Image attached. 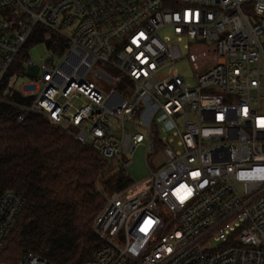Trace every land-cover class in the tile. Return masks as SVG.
Listing matches in <instances>:
<instances>
[{
    "label": "built area",
    "instance_id": "2783aa9c",
    "mask_svg": "<svg viewBox=\"0 0 264 264\" xmlns=\"http://www.w3.org/2000/svg\"><path fill=\"white\" fill-rule=\"evenodd\" d=\"M37 30L52 52L42 65L19 60ZM184 41L193 59L213 52L194 84L176 67ZM0 91L18 123L38 113L133 180L107 197L104 244L83 264H132L135 239L133 264H264V0H0ZM159 114L172 137H159ZM140 143L163 161L137 182ZM24 206L0 197V252ZM0 264L56 263L29 251Z\"/></svg>",
    "mask_w": 264,
    "mask_h": 264
},
{
    "label": "trees",
    "instance_id": "16d2710c",
    "mask_svg": "<svg viewBox=\"0 0 264 264\" xmlns=\"http://www.w3.org/2000/svg\"><path fill=\"white\" fill-rule=\"evenodd\" d=\"M40 39L37 30L32 40ZM19 58H27L24 50ZM3 98L21 101L17 93ZM20 112L0 101V197L13 191L25 198L0 259L15 263L31 251L56 264H83L104 244L95 219L107 197L133 180L38 113L18 123Z\"/></svg>",
    "mask_w": 264,
    "mask_h": 264
},
{
    "label": "rangeland",
    "instance_id": "374dc122",
    "mask_svg": "<svg viewBox=\"0 0 264 264\" xmlns=\"http://www.w3.org/2000/svg\"><path fill=\"white\" fill-rule=\"evenodd\" d=\"M169 32L170 31L168 29L161 31L160 36L166 35ZM185 44H188V41H184V43H182L183 57L177 60L176 67L179 70L180 76L187 83L194 84L195 83V76L203 73L205 70H207L213 64V59H211L213 52L208 50L207 52L202 54V58H200V59L194 58L193 59L190 57V50L187 49V47H185ZM202 47L206 48V45L204 44ZM24 53H25L27 58H30L31 60L36 62L38 65L44 64V60H42V58L46 59L48 56L52 55V52H51L49 46L45 42L33 41L32 38L26 44V46L24 48ZM61 64H62V59H60L58 56L55 58L54 63L53 64L48 63V66H50V67H52V66L57 67L58 66L59 67V66H61ZM100 66H102L107 71H110V68L107 65L101 64ZM96 67L97 66H95V68ZM88 78L96 81L99 84V86H101V88L106 93H109L113 88V86L111 84L105 82L104 80L97 79L92 72L89 73ZM31 82H32L31 77H29L28 75H24V76L18 75L16 85H17V87H20L23 84H29ZM118 90L120 92L124 93V89L121 85L118 87ZM124 95L127 96L126 93H124ZM165 118L166 117L164 114H159L157 117L158 135H159V137L160 136H166L167 138H170L173 136V131L176 128L171 123H165L164 122ZM158 150H159L158 154H156L154 156H150L149 163H148V157H147V153H146L145 143H140L137 146L136 150L128 156V158L132 160V164L129 167V172L135 181L139 182V181L143 180L144 178H146L149 174L150 167L157 168L158 164L161 161H163V156L160 153L161 152L160 146H158ZM146 200L147 199H145V201ZM105 204H106V202H105ZM157 209L159 210L158 212L160 214L163 213V209H162L161 204H158ZM153 220H154V222L155 221L157 222V220H155V219H153ZM154 222H152L151 224L153 225L152 226L153 229H156L157 228L156 225L158 223L156 224ZM141 245L142 244L138 240H136V239L133 240L132 246H131V249L129 252V256L131 257V263L132 264L135 260L134 258L137 256L136 250Z\"/></svg>",
    "mask_w": 264,
    "mask_h": 264
},
{
    "label": "snow or ice",
    "instance_id": "6c2138e0",
    "mask_svg": "<svg viewBox=\"0 0 264 264\" xmlns=\"http://www.w3.org/2000/svg\"><path fill=\"white\" fill-rule=\"evenodd\" d=\"M262 126H264V122H261ZM198 175V173H197ZM189 194H190V190H189ZM149 225L151 224V221L147 222ZM142 231H146V229H142Z\"/></svg>",
    "mask_w": 264,
    "mask_h": 264
}]
</instances>
